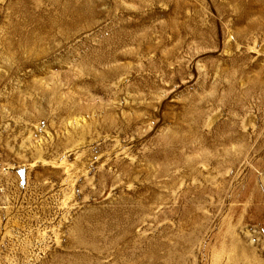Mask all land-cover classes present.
Here are the masks:
<instances>
[{"label": "rangeland", "instance_id": "374dc122", "mask_svg": "<svg viewBox=\"0 0 264 264\" xmlns=\"http://www.w3.org/2000/svg\"><path fill=\"white\" fill-rule=\"evenodd\" d=\"M51 1L0 0V264H53L94 227L102 264L163 262L134 245L165 253L171 239L192 264H264V15L242 18L239 0H95L64 42L63 25L23 24ZM16 27L47 32L26 47L42 56L10 60ZM121 28L106 64L128 70L83 75L89 45Z\"/></svg>", "mask_w": 264, "mask_h": 264}, {"label": "bare ground", "instance_id": "6f19581e", "mask_svg": "<svg viewBox=\"0 0 264 264\" xmlns=\"http://www.w3.org/2000/svg\"><path fill=\"white\" fill-rule=\"evenodd\" d=\"M147 1V0H146ZM236 1V0H234ZM95 0H84V1H77V2H71V1H66V3H64L62 6L59 4L58 0H52L51 3L55 6L53 7L54 9L57 8L58 11L56 13H51V11L49 10L50 8H42L40 3H37L36 6L34 7V10H30V9H26V10H22V14L28 15L29 20L27 21H23L24 26L27 25H31L34 26L35 28H43V29H48V31H52L53 29L60 27V26H65L67 27L65 29V32L61 33V36L63 38V41L66 42L68 40H71V37L73 36V34L71 33L72 30L76 29L77 26L82 23L85 19H89L87 18V15H91V11L95 8L94 5ZM238 4H241L242 7V11L239 12L238 14L240 16H243L242 18L245 17H249L252 15L253 10L256 9L257 11H259V13H261L262 15H264V0H249V2L247 4L241 2L239 0ZM179 7V5L175 6V10ZM36 9H40L39 11ZM35 12H40V14H35ZM48 12V13H47ZM135 20V19H134ZM191 20V18H190ZM167 25L169 24L170 26H176V23L168 16L167 20L165 22ZM95 24V22L93 23H85L84 25V29H87L91 26H93ZM142 25L145 26V24L148 23H141ZM131 26H138V24H136L135 22L131 25ZM254 26V23L249 25V28H252ZM118 31L117 34L119 37H121L120 41H114V38L112 39V36H108L105 35L104 33H101V37L100 40L98 41L97 45H89L90 49H91V53H87L84 57L85 58H89L90 60H92V62L90 63V65H86L83 66L82 71H83V75L85 76H89L91 79L93 80H100L103 79L104 77H109L111 78L112 75H115L118 72H121L123 69H126V67L124 66V68L122 67H112L108 64H106L107 62H115V61H119L121 59V55H114L111 53H108L109 46L111 47L112 45H110V40H112L113 42H116L115 44H118V46H120V43H123L124 41H126V36L124 34L125 29L121 28L117 29ZM46 31H43V33H41L40 35H35L32 32H25V30H23L22 27H16L15 30L12 32V35L14 37H16L18 34L22 35V40L16 42L15 39H12L8 45H10V49L8 48L7 44H6V48H8V52L10 54V60L11 61H23V62H31L34 61L35 59L39 58L40 56H42V52H36L30 48H26L28 45L33 44V43H42L45 38H46ZM238 35V34H237ZM10 37V34H9ZM109 37V38H108ZM106 38L109 39V41H107L106 43H104L106 41ZM136 37H134L132 40H135ZM140 40V38H138ZM128 40V39H127ZM13 42V43H12ZM88 48V47H87ZM86 48V49H87ZM14 49L18 50L21 55H17L13 56L14 53H16L14 51ZM85 48L82 49V51L86 50ZM102 51V55L100 56H94L92 54L93 51ZM30 54H27L26 52H29ZM26 53V54H25ZM95 57L99 58V59H95ZM33 63V62H32ZM79 64V61L76 63V65ZM104 67V68H103ZM103 69V71H102ZM40 70V69H39ZM39 70H37V75L40 74H47V73H41L38 72ZM101 70V72L99 71ZM123 70V71H125ZM66 74V73H63ZM57 75H60V72H57ZM33 85H30V87H34L40 94H42L43 96H45L47 93L45 92V90L43 89V87H39L37 85H35V83H32ZM57 90H59L57 88V85H55L53 87V93L55 96L57 93ZM28 103V100L25 99ZM10 101V105L12 107H15V102H14V98L11 97L9 99ZM56 104H57V98H56ZM36 106H44L45 102H36ZM58 108H61L58 104H57ZM78 108L77 104L74 101V104L71 106V108L66 109L64 108V112L66 113H70V110H74ZM54 110H57V108H55ZM26 112V110H25ZM218 118V115L216 114L212 120L215 121ZM210 122V123H211ZM227 126V125H226ZM109 127V126H108ZM24 148H21L20 150H23ZM37 153L42 155L45 153L44 150L38 149ZM259 213H262V211H258ZM112 214H114V212H112ZM119 220H123V218H119ZM77 225V223H76ZM111 225H108V229H111ZM134 226H131L130 229H133ZM170 228H168L169 230ZM77 230H75L74 233H72L71 235H69V238L71 239V244L70 247L67 248V250H65L64 254H57L54 259H53V264H102V261L100 259V257L103 256V254H99L100 248L98 247V239H99V229L97 227H94L92 230V237H93V241L91 243H89V246L85 245L83 242L80 241V238H76L75 236L77 235ZM165 231H159L156 232L154 235V238L160 240L163 238ZM123 239H126L127 237L124 236L122 237ZM147 239V238H146ZM105 243H108L109 240H104ZM168 243V247L164 249L165 253H162L161 250L157 247L156 243H152L148 248H142L141 244L138 243L137 245H134V253L133 256H139L142 253L148 257L151 258H156L159 259L160 257H166L165 261H152L149 262L147 264H192L190 261L187 262V259L185 257H182L181 254H179V248H172V239L170 241L167 242ZM77 248H80L81 250H77ZM175 248V249H174ZM82 249H89L90 253H86L84 251H82ZM164 254V255H163ZM95 255H98V257L96 258ZM172 255H173V263H172ZM192 261V260H191ZM122 261L118 260L117 264H120Z\"/></svg>", "mask_w": 264, "mask_h": 264}]
</instances>
